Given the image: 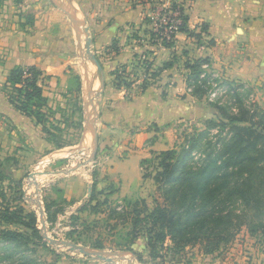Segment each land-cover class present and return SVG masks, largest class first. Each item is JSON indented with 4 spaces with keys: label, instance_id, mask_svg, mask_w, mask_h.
<instances>
[{
    "label": "crops",
    "instance_id": "0c3cea01",
    "mask_svg": "<svg viewBox=\"0 0 264 264\" xmlns=\"http://www.w3.org/2000/svg\"><path fill=\"white\" fill-rule=\"evenodd\" d=\"M72 1L87 22L96 26L97 48L106 50V61L99 64V84H92L100 105L97 144L102 143L113 151L128 146L127 158L119 160L113 157L105 171L111 179L105 184V189L113 192L114 197L122 200L131 198L142 179L141 160L148 158L152 152L168 149L165 144L171 142L172 131L165 125L190 116L192 118L207 108L200 101L201 96L196 97L186 91L184 61L187 58L207 57L212 67L226 69L228 79L255 80L256 74L262 80L264 78V0H179L188 16V27L197 33L201 30L199 24L206 29L201 32L199 42L185 33H177L171 48L161 44L150 45L148 41L136 43L134 36L147 39V31L152 27L146 19L150 17L149 4L143 5L139 0ZM37 7L40 6L24 1L15 6L12 0L0 5V161L3 163V174L18 183L24 172L32 166L24 165L23 160H31L32 163L38 156L55 157L60 150L86 144L89 135L92 143L91 133L86 132L89 130L83 124L82 101L81 111H77L80 113L79 122L82 123L79 139L75 144L57 149L47 139L42 126L15 109L7 99L4 89L6 77L16 66H36L48 76L49 80L43 84V95L50 109L55 104H52L54 91L65 93L70 89V84L64 82L69 68L73 67V30L58 7L61 12ZM90 11L91 20L86 17ZM203 36L206 40H203ZM113 42L120 48L118 53L110 49ZM244 50L250 53L251 59L241 56ZM144 51L148 53L153 70H158L152 84L143 92H139L138 84H132L128 89L117 88L112 72L119 65L129 66L134 55L138 56ZM169 61H172V66L161 69ZM93 68L97 67L88 61L89 77ZM75 85L78 90L79 84ZM80 85L81 92L83 84ZM63 159L57 161L62 162ZM126 161L125 165H121ZM60 167V170L64 169ZM50 175H63L57 181V187L62 191L63 200L68 202L69 208L78 206V211L87 202L91 195L89 179L92 181L89 169L78 167L69 173ZM114 180L119 182L117 191L114 187L110 191ZM58 214V217H65ZM136 242L131 245L133 250L143 252V248L145 251L144 246L134 248ZM128 252L136 259L133 252ZM216 255H204L198 251L191 264H219ZM87 257L84 259L88 260ZM128 259L126 255V259L122 260L128 262ZM243 259L236 256L234 261L240 263Z\"/></svg>",
    "mask_w": 264,
    "mask_h": 264
},
{
    "label": "trees",
    "instance_id": "16d2710c",
    "mask_svg": "<svg viewBox=\"0 0 264 264\" xmlns=\"http://www.w3.org/2000/svg\"><path fill=\"white\" fill-rule=\"evenodd\" d=\"M139 2L149 4L150 9H154L151 7L152 0ZM166 10L178 11L181 22L177 30L171 32L170 38L163 37L159 44L171 48L175 44L177 33H185L199 42L201 32L206 28L201 25V30L197 33L188 27V16L181 2L170 0ZM146 19L152 23L150 17ZM147 36L150 45H157L156 39L161 37L152 27L147 31ZM134 38L139 39V36L135 35ZM110 49L118 53L120 48L113 42ZM135 58H138L136 63ZM206 62L209 63L207 57L187 58L184 61L186 87L191 88L189 93L193 96H204L206 93V80L200 79L201 65ZM172 64V61L166 62L161 69L171 67ZM129 68L136 69V72L138 70L144 76L138 87L139 92L149 87L158 75V70H153L150 60L141 61L139 56L134 55L129 66L119 65L112 72L117 88L131 87L133 80L128 79ZM42 75V71L36 66L12 68L4 86L7 99L15 109L42 126V131L55 148L75 144L79 136L72 142L63 141L61 128L50 120L51 109L39 83ZM227 85L228 91H235L236 87L231 86L232 82H227ZM80 86L79 84V90ZM234 94L239 103L237 113L231 112L228 106L209 102L218 113V119L206 120V128L228 126L229 136L222 139L221 144L216 146L206 142L208 145L203 146L202 140L208 134L205 129L196 137L185 138L188 145L181 144L179 150L173 148L152 152L155 167L151 178L160 184L164 204L156 203L148 208L144 203L142 212L134 209L133 234L127 250L134 253L138 262L143 263L144 252L135 251L131 247L137 237L144 239L149 260L160 258L164 261L167 255H177L179 258L176 259V264H191L190 257L185 256L186 249L197 246L202 254L212 255L233 241L243 226L250 235L264 234V111L260 112L255 108L251 112L242 105L238 94V98L235 92ZM78 110L81 111V102ZM77 124L80 130L81 121ZM193 150L201 153L197 164L191 161ZM146 161L149 160H141V165ZM2 166L0 161V183L9 180V184L0 185V241L14 243L16 246L21 240L26 243L31 240L41 241L36 214L25 210L20 192L13 200L6 199V190L10 189L11 184L14 183L17 191L21 190L20 183L3 174ZM92 180L91 195L78 208L80 212L90 209L97 213L100 212L101 205L107 204V200H97L95 173L92 174ZM109 190L112 191V187ZM56 191L62 192L60 189ZM93 201L95 204H92ZM137 204L138 201L134 202L135 207ZM61 211L58 208L56 214ZM46 213L50 214L47 206ZM95 248L101 249L102 246L97 244ZM10 255L8 253L5 257Z\"/></svg>",
    "mask_w": 264,
    "mask_h": 264
},
{
    "label": "rangeland",
    "instance_id": "374dc122",
    "mask_svg": "<svg viewBox=\"0 0 264 264\" xmlns=\"http://www.w3.org/2000/svg\"><path fill=\"white\" fill-rule=\"evenodd\" d=\"M5 1L1 0L0 4L2 5ZM15 3V6L24 2H28L30 4H35L38 9H51L58 10L61 12L57 6L51 0H12ZM21 1V2H20ZM20 2V3H19ZM68 6L71 10L79 17L81 23L83 24L84 33L89 35V41L85 34H81V48L83 49V53L86 50L87 59H90L89 55H92L95 61L98 64L104 63L106 61V56L104 53L106 50H100L96 45V26L94 24H89L87 19L82 15V12L78 7L73 5L72 0H66ZM93 7V4H92ZM21 10V8H20ZM21 13L23 11H20ZM26 11H24V14ZM20 14V13H19ZM63 14V18L71 28L72 31V42H73V59H72V68H69V72H67V78L64 84H70L67 89V93H61L58 91H54L57 93L53 100V109H51L50 119L51 122L57 125L62 130V140L63 141H75L79 135V105L82 101L83 105V121L85 120L86 111L88 114H92V110L90 106L87 109V105L85 100L87 98L84 90L80 92L79 88H75V84H84V79L82 77L80 71V62L81 58L78 57L79 52H77L78 42L75 31L73 29L72 23L68 20L67 16ZM88 19L91 20V11L88 13ZM201 24H199V28ZM203 40L205 36L202 37ZM136 43H145L148 39H143V36L139 37V39H135ZM76 42V44H75ZM195 43H197L195 41ZM148 45V44H147ZM79 49V48H78ZM107 54V53H106ZM250 53L244 50L241 56L247 60L251 59ZM146 56L148 58V53L145 51L138 55ZM138 58H135L134 63H136ZM148 60H150L148 58ZM89 63H92V60H88ZM212 71L216 74V78L219 81L210 82L211 86L207 85L204 87L206 89V93L204 96H201L200 101L207 106L205 109H202V112L193 115L191 118L188 117L183 120H176L170 124L165 125L166 128L171 129V142L166 143V147L168 149H180L181 144L188 145L185 142L186 139H191V137L198 136L202 131L207 129L208 119H218V113L214 110L209 104L211 103H219L220 105H225L230 108V111L233 113H237L239 108L238 100L235 98L237 94L242 105L249 109L251 112L256 108L260 112L264 111V78L261 79V76L255 75L257 78L255 80H241V79H228L226 77V69L224 67L215 68L211 66ZM93 70V71H92ZM91 71V76H96V79L91 81V84H95L97 82V78H99V73L97 68H93ZM131 71V72H130ZM77 74V75H76ZM143 74L139 73L136 69H129L128 79L132 81V84L141 83V79L143 78ZM48 76L42 75L39 83L42 85L47 79ZM209 80V79H208ZM95 81V82H94ZM223 81L224 84L219 86L217 90V94L213 101L209 100V90L215 88L213 84H221ZM227 82L231 83V86H235L236 89L226 91L228 89ZM99 84V83H98ZM48 87V85H46ZM210 87V88H209ZM221 88L223 90H221ZM139 89V88H138ZM221 90V91H220ZM187 91V90H186ZM187 93V92H186ZM238 98V97H237ZM99 104L97 103V99L95 100V114L93 115V119L95 120V128L100 127L99 123ZM91 111V112H90ZM90 112V113H89ZM67 120V121H66ZM217 121V120H216ZM84 124V123H83ZM86 129V128H85ZM87 130V129H86ZM208 130V134L203 138L202 144L203 146H207L206 142H211L212 145L216 144L218 146L221 144L222 139H226L229 136L228 126L221 127L220 125H216L211 127ZM90 134L89 131H86ZM101 140V139H99ZM102 141V140H101ZM121 148L118 151H113L108 146H103L102 143H98L97 151L92 160H89V155L92 149V143L90 139V135L86 140V144H81L79 146H72L70 148H66L64 151L60 150L54 156H38L31 163L29 160H23V164H32L30 169L22 175L19 181L20 190L17 191V188L14 187V183L10 189L6 190V199L9 201L13 200L14 197L19 196L22 199V204L27 211H33L36 214L37 226L42 236L41 241L31 240L26 243L25 240H21L19 245H14V243L3 242L0 241V264H109L105 261H101L98 259H94L91 256L87 257L86 255L68 248L64 246L61 242H68L79 244L91 249L95 248V245L100 244L102 246V251L105 252H123L126 253L129 259L133 260V264H176L175 261L179 258L177 255L171 256L167 255L163 261V259L157 260H149L147 256V251L143 253V263H138L133 255L128 252L127 244L129 243L131 236L133 234V218L135 214V210L137 209L139 212L144 210V203L148 208L153 207L156 203H163L164 199L162 195V188L160 184L155 183L151 176L154 174L155 160H153V154H151L148 158H144L142 160L146 161L141 165L140 173H141V181L139 188L135 191L131 198H127L126 200H122L123 198L114 197L113 192H109L106 189L107 183L111 182L110 176L107 171V168L110 166L109 161L113 157L115 159L124 160L127 158L129 151L127 150V145ZM159 152V151H155ZM199 154H201L197 150H193L191 152V161L197 164L199 161ZM59 158H65L64 161L58 162ZM40 160H43L39 162ZM47 160H50L48 164H44ZM39 162V163H38ZM131 162V161H130ZM127 163L123 162L121 165H125ZM38 165V166H37ZM66 169L75 168L79 166V168L89 169V177L95 173V177L98 178L97 186L95 189V194L97 196V200H107V204L101 205L99 207L100 212H92L90 209L85 211H77V207L74 209L69 208V204L66 200H63L62 193L57 192L58 189L57 184L59 178L58 176H51V172L56 170H60L61 167ZM136 175V173H135ZM133 179L132 177H130ZM92 180V179H91ZM136 180V179H135ZM135 180L133 182H135ZM90 185H92L93 180L90 181ZM9 184V182L0 183V185ZM119 182L114 180L112 185L117 191V186ZM38 187V188H37ZM106 188V189H105ZM39 190V191H38ZM101 190V191H100ZM99 191L101 193H99ZM28 198V200L26 199ZM39 199L43 206L44 214H45V226L39 219V214L37 211V207L33 200ZM138 201V206H134V202ZM1 202V199H0ZM13 203V201H12ZM95 204V201L92 202ZM46 206L50 212V216L46 213ZM58 208H61L62 211L58 212L63 214L65 217L58 220V213L56 211ZM54 213L56 214L53 217ZM67 227V229H66ZM48 240L58 241V244H51ZM136 242L134 248H141V246L145 247L144 239L142 237H137L133 243ZM169 243V242H168ZM199 251V248L193 247L185 250V256L190 257V260H193L195 254ZM10 255V257H5L6 255ZM216 256L219 257V264H264V234L257 233L255 235H250L247 229L243 226L240 229V232L236 235L235 239L223 246L221 250L217 251ZM240 257L243 261L240 263L238 261H234L235 258ZM87 257L88 260L84 258ZM106 258H109L113 261V264H128V262L123 261L122 259L114 256L105 255ZM174 257V258H173ZM173 258V259H172Z\"/></svg>",
    "mask_w": 264,
    "mask_h": 264
},
{
    "label": "water",
    "instance_id": "95a60500",
    "mask_svg": "<svg viewBox=\"0 0 264 264\" xmlns=\"http://www.w3.org/2000/svg\"><path fill=\"white\" fill-rule=\"evenodd\" d=\"M69 19V21L72 23L73 29L75 31L76 37H77V42H78V50H79V57L82 59L81 60V73H82V77L84 79V84H83V90L87 96L85 103L87 105V109L90 106L91 110H92V114L90 113V115L87 113L85 114V120H84V128L88 129L89 132L91 133V137H92V149H91V153L89 155V160H92L93 157L96 154L97 151V131L95 128V120L93 119V115L95 114V100H96V93L93 92L92 90V84L90 81V77L88 75V69H87V62L88 60H92V63L97 67L98 71L101 72L100 66L99 64L95 61L94 57L92 55H89L90 59H87L86 56V50L85 53H83V49L81 48V34H85L87 41H89V35H87L86 33H84L83 30V24L81 23L79 17L71 10V8L68 6L66 0H51ZM79 166H76L75 168H70V169H63V170H57L54 172H51L54 175L57 174H63V173H69L74 171L76 168H78ZM38 188V187H37ZM89 189L91 190V186H89ZM39 191V190H38ZM90 193V192H89ZM90 196V195H89ZM28 200V198H26ZM31 200H33V198H31ZM35 203V206L37 207V211L39 214V219L41 220V222L44 224L45 226V214H44V210H43V206L41 204V201L39 199L37 200H33ZM51 244H58V241H53V240H48ZM64 246L71 248L73 250H76L86 256H91L94 259H98V260H102L105 261L109 264H113V261L109 258H106L105 255H109V256H114V257H118L120 259H126V253L123 252H105L99 249H91L79 244H74V243H68V242H61ZM130 253V252H129ZM131 255H133L132 253H130ZM132 260L128 259V264H131Z\"/></svg>",
    "mask_w": 264,
    "mask_h": 264
},
{
    "label": "built area",
    "instance_id": "2783aa9c",
    "mask_svg": "<svg viewBox=\"0 0 264 264\" xmlns=\"http://www.w3.org/2000/svg\"><path fill=\"white\" fill-rule=\"evenodd\" d=\"M152 1L153 3L151 4V7L153 6L154 9L153 10L150 9L149 15L152 19V23H151L152 29L156 32H159L161 35L160 39H156V42L159 44L163 37H165L166 39L170 38L171 32H175L177 30V27L181 21L178 17L179 15L178 11L166 10L169 7L170 0H152ZM177 1L179 2V0ZM144 59H148V58L144 55L140 56L139 58V60L141 61ZM201 68H202V72L200 74V79H205L206 85L211 86L210 82L219 81V79L216 78V74L212 71L211 65L209 63L206 62L202 64ZM220 83L221 84H216V83L213 84L215 88L209 90L208 96L210 101H213L215 94H217V90L219 86H222L224 84L223 81H221ZM221 90L223 89L221 88ZM225 90L227 91L228 89ZM187 92L188 93L191 92V88H187ZM49 162L50 160H47L44 164H48ZM61 218H63V216H60L57 221L61 220Z\"/></svg>",
    "mask_w": 264,
    "mask_h": 264
},
{
    "label": "bare ground",
    "instance_id": "6f19581e",
    "mask_svg": "<svg viewBox=\"0 0 264 264\" xmlns=\"http://www.w3.org/2000/svg\"><path fill=\"white\" fill-rule=\"evenodd\" d=\"M91 70H92V69H91ZM92 71H93V70H92ZM92 71H91V72H92ZM91 75H92V74H91ZM93 76H94V77H91V78H92L93 80H95V79H96V76H95V75H93ZM97 79H98L97 82L94 81L96 84H98V82H99V78H97ZM90 80H91V79H90ZM93 80H91V81L93 82ZM90 112H91V111H90ZM90 112H89V113H90ZM89 115H90V114H89ZM42 161H43V160H42ZM40 162H41V161H40ZM51 174H52V173H51Z\"/></svg>",
    "mask_w": 264,
    "mask_h": 264
}]
</instances>
